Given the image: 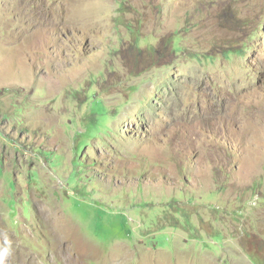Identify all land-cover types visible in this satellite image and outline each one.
Segmentation results:
<instances>
[{
	"label": "rangeland",
	"instance_id": "374dc122",
	"mask_svg": "<svg viewBox=\"0 0 264 264\" xmlns=\"http://www.w3.org/2000/svg\"><path fill=\"white\" fill-rule=\"evenodd\" d=\"M0 254L264 264V0H0Z\"/></svg>",
	"mask_w": 264,
	"mask_h": 264
},
{
	"label": "clouds",
	"instance_id": "9594fccd",
	"mask_svg": "<svg viewBox=\"0 0 264 264\" xmlns=\"http://www.w3.org/2000/svg\"><path fill=\"white\" fill-rule=\"evenodd\" d=\"M7 251H8V249H5V250H4V254H6ZM4 254H0V264H3V255H4Z\"/></svg>",
	"mask_w": 264,
	"mask_h": 264
},
{
	"label": "bare ground",
	"instance_id": "6f19581e",
	"mask_svg": "<svg viewBox=\"0 0 264 264\" xmlns=\"http://www.w3.org/2000/svg\"><path fill=\"white\" fill-rule=\"evenodd\" d=\"M82 247V246H81ZM78 250V249H77ZM82 251H80V253H81ZM75 255H77V254H75ZM78 258V257H77ZM75 259V258H74ZM81 260V259H80ZM75 261H76V259H75ZM74 263H76V262H74ZM77 264V263H76Z\"/></svg>",
	"mask_w": 264,
	"mask_h": 264
}]
</instances>
